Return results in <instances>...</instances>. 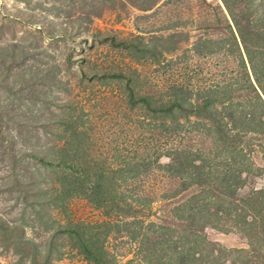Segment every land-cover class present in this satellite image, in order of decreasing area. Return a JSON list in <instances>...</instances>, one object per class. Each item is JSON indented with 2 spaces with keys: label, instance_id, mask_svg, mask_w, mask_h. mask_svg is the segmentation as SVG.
Segmentation results:
<instances>
[{
  "label": "rangeland",
  "instance_id": "rangeland-1",
  "mask_svg": "<svg viewBox=\"0 0 264 264\" xmlns=\"http://www.w3.org/2000/svg\"><path fill=\"white\" fill-rule=\"evenodd\" d=\"M150 5L156 6L141 10ZM237 8L257 28H264V0H241ZM229 24L233 22L223 0H0V264H91L67 244L68 220H114L78 197L67 211L61 208L54 191L59 188L56 177L31 155L51 157L58 150L62 142L57 128L70 108L82 109L89 119L96 156L119 160L120 154L139 164L152 160L149 168L138 167V175L124 184L137 192L152 191L155 197L153 209L140 210L135 220L175 229L144 239L139 225L112 233L106 246L115 255L114 264H180L177 259L183 254L192 264H247L248 258L264 264V230L244 229L241 219L226 214L189 212L210 199V184H182L155 166L169 163L163 144L179 148V143L160 134L154 123L145 121L140 128L142 115L127 106L113 79L139 68L145 90L158 93L165 90L166 79L173 81L183 73L182 64L187 63L190 70L202 69L194 76L195 85L231 83L217 101L224 105L232 99L245 106L248 83L237 74L239 60L232 53L226 57L228 43L219 45L228 37ZM175 30L186 34L155 47L164 53L162 63L153 61L154 53L143 66L130 57L139 37L152 41L154 35ZM200 38L215 40L209 45L215 52L198 54L194 44ZM257 60L262 68L264 60ZM171 62L178 65L163 74ZM181 121L188 138L181 141L183 146L193 151L214 147L208 134L202 140L193 133L194 116ZM249 143L242 158L246 168L238 169L242 181L237 184L247 197L255 189L264 190V136ZM215 252L216 259L202 260Z\"/></svg>",
  "mask_w": 264,
  "mask_h": 264
},
{
  "label": "trees",
  "instance_id": "trees-1",
  "mask_svg": "<svg viewBox=\"0 0 264 264\" xmlns=\"http://www.w3.org/2000/svg\"><path fill=\"white\" fill-rule=\"evenodd\" d=\"M223 2L233 25H227L228 37L222 39L219 45L223 47L228 43L226 57L232 53L239 60L237 74L248 83L246 107L232 99L229 104L228 101L224 105L218 102L221 91L231 88V83L195 85L194 76L201 74L202 69L190 70L187 63L182 64L183 73L173 81L166 79L165 90L158 93L145 90L146 83L139 68L133 69L130 74L114 75L113 79L118 83V92L127 106L142 115V119H139L142 121H138L140 128L145 121L154 123L160 134L179 143V148L173 143L163 144L162 150L168 152L166 156L169 163L155 162V166L162 169L165 176L178 178L182 184L187 181L210 184V188L207 187L210 199L201 200L196 206H191L189 212L202 216L210 213L216 217L226 214L233 219H241L244 229L264 230V190L255 189L247 197L240 194V187L237 185L242 181L238 169L246 168L242 167V158L245 156L246 147L250 146V139L264 136V66L261 68V63L257 60L258 56L264 60V28H257L250 16L238 10L237 4L241 0ZM156 5L141 10L149 11ZM182 34L186 33L175 30L157 34L151 38L152 41L139 37L138 48L130 51L129 55L137 64L141 63L143 66V62L154 53L156 56L153 61L162 63L160 58H163L164 53L162 50H155V47L161 46L165 41H173ZM216 43L212 38H200L194 46L196 45L198 54L207 56L215 52L210 51L209 45ZM207 51L211 53H206ZM165 65L163 63L162 66ZM168 65L164 67L163 74H168L178 63L171 62ZM192 116L197 119L192 122L193 133L198 134V139L202 140L208 134L214 141V147L193 151L182 145L181 141L188 138L182 130L181 120H190ZM90 128V121L85 117L84 111L70 108L57 128V135L62 142L58 150L51 157L35 152L31 155L56 177L55 182L59 183V188L54 191L61 208L67 211L69 202L78 197L86 200L107 218L114 219L94 223H73L68 220L66 225V242L72 250H76L91 264H114L115 255L106 246L112 233H125L139 225V234L144 239L148 234L155 235L160 230L169 233L175 229L154 222L147 225L143 221L135 220L139 219L140 210L153 209L155 197L152 191L137 192L124 184H128V179L138 175L135 172L138 167L145 164L149 168L152 160L139 164L126 156L123 159L120 154L116 155L119 160L96 156L91 151L93 135ZM228 201L230 204H227ZM250 215L252 222L248 221ZM130 232L135 233V230ZM131 237L135 239V234ZM26 242L32 243L29 239ZM235 252L231 250V253ZM217 257L219 254L215 252L212 257L202 260L211 262ZM201 258L199 256L195 261ZM189 259L191 257L188 254H183L177 262L192 264V261H187ZM251 259H247V264L254 263Z\"/></svg>",
  "mask_w": 264,
  "mask_h": 264
}]
</instances>
